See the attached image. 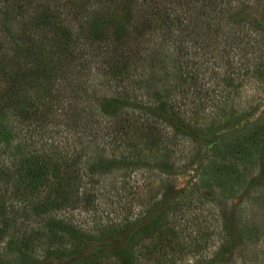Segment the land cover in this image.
Instances as JSON below:
<instances>
[{"label": "trees", "instance_id": "obj_1", "mask_svg": "<svg viewBox=\"0 0 264 264\" xmlns=\"http://www.w3.org/2000/svg\"><path fill=\"white\" fill-rule=\"evenodd\" d=\"M13 1L0 19V264H39V250L78 254L79 260L95 234L56 213L89 203L105 174L134 169L129 155L143 150L129 134L132 119L148 109L157 118L171 115L169 135L184 140L201 129L204 106L218 107L232 99L234 87L264 80V26L245 14L250 0ZM41 35L57 48L53 59L62 71L42 59ZM10 59L25 60L15 68ZM127 78L133 85L124 90L102 91L105 80L122 84ZM257 137L255 131L228 145V154L249 153ZM47 161L54 164L49 194L23 200L20 189L37 186ZM81 167L89 173L84 182ZM162 203L149 207L156 210L149 217L128 212L100 229L104 236H125L122 247L71 264H179L181 247L166 245L196 232L188 229L195 199L185 194ZM178 218H188L184 228Z\"/></svg>", "mask_w": 264, "mask_h": 264}, {"label": "rangeland", "instance_id": "obj_2", "mask_svg": "<svg viewBox=\"0 0 264 264\" xmlns=\"http://www.w3.org/2000/svg\"><path fill=\"white\" fill-rule=\"evenodd\" d=\"M12 2L14 1L0 0V19L4 9L9 4L13 5ZM249 3L245 14L257 18L264 26V0H250ZM39 40V44L43 46L39 53L44 52L42 59H49L51 69L56 67L55 70L58 68L59 72L62 66L53 59L57 48L50 46L42 35ZM10 60L13 67L18 68L25 59L20 63ZM95 74L93 71L91 76L94 77ZM128 79L122 84L105 80L106 83L101 86L102 91L115 93L120 89L124 90V84L133 85ZM99 81L100 79L95 80V83L98 85ZM61 85H67V81ZM157 86L161 88V85ZM234 88L236 92L232 99L221 102L220 107H203L204 117L197 122L201 129L192 135L196 140L187 135L186 139L181 140L179 134L175 139L171 137L169 123L170 120L174 121V117L168 114H161L158 119L148 109L147 115L132 119L129 134L135 139L139 138L136 141L139 149L143 150L140 156L138 152L129 155L137 162L134 169L127 167L105 174V181L93 185L89 203L79 201L75 208L56 213L57 217H67L95 234L94 238H90L88 248L84 249L86 255L76 260L78 254L58 257L39 250L37 258L42 261L39 264L79 263L98 254L111 253L112 249L125 244L126 237L114 236L116 233L111 234V231L104 236L99 232L101 228L123 219L128 212L131 216L144 213L149 217L156 212L150 211L149 207L158 201L164 202L159 206L162 207L185 194L195 199L188 212V218L192 220L178 218L179 221H176L180 228H184L189 221L188 229L197 230L188 238L181 233L184 236L181 242L167 243L166 247L169 248L170 243L173 247H181L182 250L179 251L182 254L175 256L179 264H193L198 260L204 264L217 257L230 258V264H264V80H249ZM161 123L162 128L159 127ZM255 131L258 137L249 146V153L244 152L237 158L228 154V145L237 144L248 135L254 136ZM115 153L120 152L116 150ZM3 158L4 155L0 152V161H4ZM144 158L148 164L143 162ZM224 162H227V166L222 171H217L215 167ZM52 165V161H47L46 168L39 171L37 186L32 184L20 189L23 200L37 202L49 194L50 182L53 180ZM88 174V169L81 167L80 177L83 176V182L87 180ZM84 185L90 187V183ZM82 190L81 186L79 194ZM101 239L106 240L103 250ZM226 244L227 252L223 251ZM108 259L112 261V258Z\"/></svg>", "mask_w": 264, "mask_h": 264}]
</instances>
